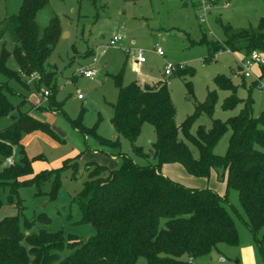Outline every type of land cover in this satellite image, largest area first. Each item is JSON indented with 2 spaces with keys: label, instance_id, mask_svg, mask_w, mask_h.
I'll use <instances>...</instances> for the list:
<instances>
[{
  "label": "trees",
  "instance_id": "trees-1",
  "mask_svg": "<svg viewBox=\"0 0 264 264\" xmlns=\"http://www.w3.org/2000/svg\"><path fill=\"white\" fill-rule=\"evenodd\" d=\"M47 2L22 0L18 13L3 21L4 31L15 42L12 55L18 70L6 67L8 52L3 48L0 75L6 81L0 82V119L9 117L11 124L0 131V186H7L12 194L22 187H35L38 194L54 199L63 172L75 171V159L64 161L57 169L32 175V161L23 156L21 149L23 157L17 163L4 165L12 157L13 148L20 147L24 135L37 130L51 133L46 125L21 111L20 107L27 103L25 97L17 106L8 101L6 94L12 91L11 81L27 88L30 76H34L36 88H43L41 98L44 99V92L48 93L45 98L49 101L48 109L62 111L63 103L55 100L58 90L55 72L48 69L47 63L62 30L56 17L42 33L36 24V14ZM224 34L222 45L208 43L206 62L223 48L231 52L244 50L246 56L264 52V18L259 20L255 32L234 33L225 27ZM179 70L178 75H182ZM112 78L118 98L110 119L115 134L111 141L98 136L97 125L86 128L82 114L76 120H67L103 145L119 148L120 139H125L133 153L145 158L150 154L155 162L138 165L118 153L115 157H120L121 163L114 169L87 163V179L75 202L81 212L80 222L90 224L95 234L87 240L69 237L65 243L61 232L49 230L50 220L44 213L24 223V230H30L35 221L42 222L45 228L36 234H26L17 219L6 217L0 221V264H189L207 256L220 244L238 246L234 221L224 207L223 198L212 189H191L164 177L160 172L164 164H178L188 175L198 178H207L214 171L217 179L225 182L226 190L238 193L246 225L261 245L257 237L264 232V107L256 114L251 96L240 100L236 87L225 76H218L216 87L230 93L221 109L234 110L240 104L242 108L225 121L213 120L210 130L200 129L197 137H193L186 131L189 120L181 125L175 123V108L166 82L158 81L152 86L133 82L123 86L120 75ZM251 86L254 88L253 83ZM216 101V92H208L200 106L210 114ZM144 124L151 125L155 133L149 154L135 145ZM181 129L186 140L197 149V157L178 138ZM228 130L226 153L217 156L213 146ZM27 176L31 178L18 181ZM45 183H49V189L40 193ZM18 207L23 209L22 205ZM65 247L70 254L61 258Z\"/></svg>",
  "mask_w": 264,
  "mask_h": 264
},
{
  "label": "rangeland",
  "instance_id": "rangeland-1",
  "mask_svg": "<svg viewBox=\"0 0 264 264\" xmlns=\"http://www.w3.org/2000/svg\"><path fill=\"white\" fill-rule=\"evenodd\" d=\"M21 1L0 0V55L3 48L8 52L6 67L13 71L18 70L12 55L15 42L4 31L3 21L18 13ZM203 5L209 7L205 13ZM54 17L58 18L62 33L47 63L48 69L55 72L58 89L55 100L63 103L62 111L48 109V99L41 100L43 88L38 90L33 80H29L27 88L11 81L12 91L6 94L8 101L17 106L25 97L29 103L22 105L21 111L46 125L51 133L37 130L24 135L22 144L13 148L10 158L13 165L23 156L32 161V175L57 169L71 159H75L77 166L74 172H63L60 189L54 199L38 194L35 187H22L12 194L7 186H0V221L6 217L15 218L26 234H36L45 228L42 222L35 221L30 230H24L25 222L44 213L50 220L49 230L61 232L65 243L69 237L87 240L95 230L90 224L80 222L81 212L75 202L87 179L85 165L93 162L114 169L121 163V158L115 157L118 153L130 157L138 165L155 162L149 154L155 139L154 129L149 124L142 126L135 141L143 153L149 154L145 158L133 153L131 144L125 139H120L119 148L108 143L103 145L95 136L84 134L67 120H76L82 114V124L86 128L97 125L98 136L111 141L114 132L110 119L118 98L113 76L120 75L123 86L141 81L150 86L158 81L166 82L175 108V123L181 125L189 120L186 131L193 137H197L200 129L210 130L213 120L225 121L237 115L242 108L240 104L234 110L221 109L223 100L230 93L216 87L215 78L218 76H225L236 87L240 100L250 95L256 114L264 107V91L256 89L255 80L264 82V65L255 66L252 77L244 78L237 72V66L247 59L246 52H231L226 48L206 62L210 52L208 43L222 45L225 27H230L234 33L257 30L259 20L264 18V0H48L36 14L40 33ZM118 34L122 36V42L116 47L106 48L110 39ZM156 48L163 52V57L157 56ZM139 51L146 62L141 66L140 74H135L133 61ZM257 54L264 60V52ZM94 57L97 60L92 66L97 73L95 78L84 79L74 75L76 69L90 67ZM166 66L173 68L168 76L164 74ZM178 70L182 75H178ZM4 81L6 79L0 75V82ZM212 91L216 92L217 101L212 113L208 114L200 105ZM79 95L82 96L80 100ZM39 102L41 107H34ZM10 124L9 117L0 119V131ZM229 136L230 130L217 140L213 146L215 155H225ZM178 138L187 143L194 157L198 156L197 149L186 140L182 129ZM176 167L180 172L174 170L170 180L192 189L188 182L191 179L200 186L193 189L209 188L223 198L224 207L238 234V246L220 244L207 256L189 264H264V232L257 237L262 241L260 245L246 225L238 193L234 189L226 190L225 182L218 180L214 171L207 178H198L188 175L180 165ZM42 168L47 169L39 171ZM29 178L31 176L18 181ZM48 189L49 183H45L39 192H47ZM18 205L23 209L19 210ZM69 254L65 247L60 256L66 258ZM220 259L224 262L220 263Z\"/></svg>",
  "mask_w": 264,
  "mask_h": 264
},
{
  "label": "built area",
  "instance_id": "built-area-1",
  "mask_svg": "<svg viewBox=\"0 0 264 264\" xmlns=\"http://www.w3.org/2000/svg\"><path fill=\"white\" fill-rule=\"evenodd\" d=\"M203 12L205 13L209 7L208 6H205L203 5ZM201 19V17H200ZM123 38L121 35H115L113 38L110 39L108 45H106L105 47L108 48V47H116L118 46L121 42H122ZM155 53L157 54V56L159 57H163V52L156 48L155 49ZM258 52H252L246 60H244L240 66V69H241V74L243 75L244 78H251L252 77V69L255 67V66H263L264 64V60L257 54ZM97 62L96 58L94 57L92 59V62H91V66L90 67H80L78 69L75 70V73L74 75L75 76H80L84 79H93L96 77L97 73L96 71L92 68V66ZM146 62L144 56H143V53L141 51H139L136 56H135V59L133 61V67H132V70L135 74H140V68L141 66ZM173 71V68H171L170 66H166L165 67V71H164V74L166 76L170 75L171 72ZM35 77L34 76H30V79L33 80ZM257 81V85H256V89L260 90V91H264V82L263 80H259V79H255ZM141 83H143V81H141ZM48 96V93L47 92H44L43 93V97L46 98ZM78 99H82V96H78ZM5 164L7 165H13V162H12V159L9 158L5 161ZM220 263H223L224 260L223 259H220L219 260Z\"/></svg>",
  "mask_w": 264,
  "mask_h": 264
},
{
  "label": "crops",
  "instance_id": "crops-1",
  "mask_svg": "<svg viewBox=\"0 0 264 264\" xmlns=\"http://www.w3.org/2000/svg\"><path fill=\"white\" fill-rule=\"evenodd\" d=\"M264 65V64H263ZM261 67V66H260ZM263 67V66H262ZM237 72L238 73H241V69H240V66H237ZM26 99V98H25ZM41 100H42V98H41ZM80 100V99H79ZM26 101H27V103H29V101L26 99ZM34 107H41V102H39L37 105H35ZM30 115V114H29ZM114 132V131H113ZM114 137H115V134H114ZM22 142V141H21ZM20 142V144H22ZM176 166H178V164H164V165H162L161 166V168H160V172H161V174L164 176V177H166V178H168V179H170L171 177H172V172H174V170L176 171V172H180V169H178V167H176ZM44 169H47V168H42V169H40L39 171H41V170H44ZM49 170V169H48ZM34 171V170H33ZM34 172H36V171H34ZM188 180V179H187ZM175 181V180H174ZM188 182H189V185H192V187L193 188H195V187H200V186H198L199 184L198 183H195V182H193V181H191V179H189L188 180ZM192 188V189H193ZM213 191H215V190H213ZM217 194V193H216Z\"/></svg>",
  "mask_w": 264,
  "mask_h": 264
}]
</instances>
